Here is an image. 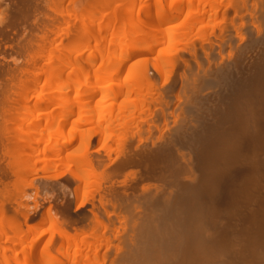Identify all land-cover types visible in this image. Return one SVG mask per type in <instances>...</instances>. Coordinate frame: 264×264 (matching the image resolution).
<instances>
[{
    "label": "bare ground",
    "instance_id": "bare-ground-1",
    "mask_svg": "<svg viewBox=\"0 0 264 264\" xmlns=\"http://www.w3.org/2000/svg\"><path fill=\"white\" fill-rule=\"evenodd\" d=\"M0 264H264V0H0Z\"/></svg>",
    "mask_w": 264,
    "mask_h": 264
}]
</instances>
